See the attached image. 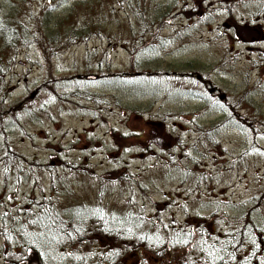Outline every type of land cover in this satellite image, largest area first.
<instances>
[{
    "label": "rangeland",
    "instance_id": "rangeland-1",
    "mask_svg": "<svg viewBox=\"0 0 264 264\" xmlns=\"http://www.w3.org/2000/svg\"><path fill=\"white\" fill-rule=\"evenodd\" d=\"M29 1L60 17L102 0ZM127 1L56 52L1 53L0 230L44 200L217 235L256 199L264 222V0H146L169 10L143 30Z\"/></svg>",
    "mask_w": 264,
    "mask_h": 264
},
{
    "label": "trees",
    "instance_id": "trees-1",
    "mask_svg": "<svg viewBox=\"0 0 264 264\" xmlns=\"http://www.w3.org/2000/svg\"><path fill=\"white\" fill-rule=\"evenodd\" d=\"M106 1L55 17L54 6L35 11L29 0H0V56L4 53L7 58V54L18 46L30 45L33 39L40 45L41 38L44 49L56 52L53 49L62 47L68 39H81L91 30H102L98 20L103 25L104 19L113 20L112 15L107 19L99 17L106 7L113 13L112 5ZM127 2L124 5L141 21V30L147 19H158L160 11L169 10L163 3L150 13L151 1ZM254 112L259 115L256 109ZM252 201L251 207H243L237 215H225L232 227L226 233L209 235L202 231L195 235L188 225L168 231L156 216L141 211L114 214L101 207L78 204L61 208L56 202L44 200L26 209L23 216L16 211L1 219L5 226L0 230V248L23 252L18 264H123L127 252L128 264L133 260L146 264L148 252L153 264H159L161 259H165L164 264H264V222L257 223L259 201Z\"/></svg>",
    "mask_w": 264,
    "mask_h": 264
},
{
    "label": "water",
    "instance_id": "water-1",
    "mask_svg": "<svg viewBox=\"0 0 264 264\" xmlns=\"http://www.w3.org/2000/svg\"><path fill=\"white\" fill-rule=\"evenodd\" d=\"M86 77H87V78H94L95 75H92V74H91V75H87Z\"/></svg>",
    "mask_w": 264,
    "mask_h": 264
},
{
    "label": "flooded vegetation",
    "instance_id": "flooded-vegetation-1",
    "mask_svg": "<svg viewBox=\"0 0 264 264\" xmlns=\"http://www.w3.org/2000/svg\"><path fill=\"white\" fill-rule=\"evenodd\" d=\"M173 73L176 74L175 72H173ZM212 91H214L213 88H212Z\"/></svg>",
    "mask_w": 264,
    "mask_h": 264
}]
</instances>
